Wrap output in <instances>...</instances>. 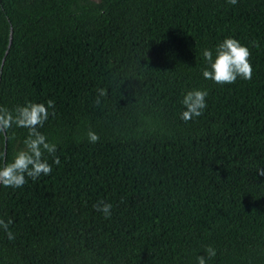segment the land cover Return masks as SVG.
Wrapping results in <instances>:
<instances>
[{
	"label": "trees",
	"instance_id": "obj_1",
	"mask_svg": "<svg viewBox=\"0 0 264 264\" xmlns=\"http://www.w3.org/2000/svg\"><path fill=\"white\" fill-rule=\"evenodd\" d=\"M227 38L250 81L203 77ZM49 99L60 164L45 153L50 175L0 186V264H198L209 246L207 264H264V0H0V107ZM27 134L0 136V167Z\"/></svg>",
	"mask_w": 264,
	"mask_h": 264
},
{
	"label": "clouds",
	"instance_id": "obj_2",
	"mask_svg": "<svg viewBox=\"0 0 264 264\" xmlns=\"http://www.w3.org/2000/svg\"><path fill=\"white\" fill-rule=\"evenodd\" d=\"M231 5H236L237 0H227ZM254 46H256L254 44ZM203 60L208 67L203 71V77L211 80L217 85H231L237 81V78L250 81L253 75V68L250 62L251 52L246 46L234 38H227L215 49V58L211 49H204L202 52ZM100 96L104 95L103 90H98ZM206 90L187 91L183 97L182 104L186 109L181 113V119L188 123L195 118L203 115L207 107ZM99 99L96 103L99 104ZM55 102L52 99L45 104L28 103L25 106L17 107L14 111L5 107H0V136L9 132L13 126L27 129V137L24 140V149L16 153L10 163L0 167V186L4 188H20L28 183V179L35 181L41 175L48 176L52 172V166L45 159V153L53 157V163L59 165L60 160L56 157V145L47 141V137L40 131L43 128L49 116L55 115V112H49L54 109ZM89 143H97L99 136L94 131L87 133ZM0 154V159H3ZM258 174L264 177V169L259 170ZM97 212L103 214L105 219L112 215L111 203L99 201L93 205ZM12 220L7 222L0 220V228H3L8 235L9 240L13 239V234L9 231ZM207 259L216 255V250L209 246L206 250ZM205 256L197 258L198 264H207Z\"/></svg>",
	"mask_w": 264,
	"mask_h": 264
}]
</instances>
